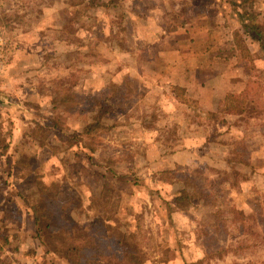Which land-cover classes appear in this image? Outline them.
Returning a JSON list of instances; mask_svg holds the SVG:
<instances>
[{"label":"rangeland","instance_id":"1","mask_svg":"<svg viewBox=\"0 0 264 264\" xmlns=\"http://www.w3.org/2000/svg\"><path fill=\"white\" fill-rule=\"evenodd\" d=\"M210 1L0 0V234L14 264H70L34 237L19 193L38 181L61 189L72 210L61 222L84 246L83 264L119 262L123 226L145 264H264L263 56L246 70L240 115L225 111L223 94L177 100L149 65L176 20ZM67 92L79 96L71 112L54 103ZM38 124L49 128L43 147Z\"/></svg>","mask_w":264,"mask_h":264},{"label":"crops","instance_id":"2","mask_svg":"<svg viewBox=\"0 0 264 264\" xmlns=\"http://www.w3.org/2000/svg\"><path fill=\"white\" fill-rule=\"evenodd\" d=\"M198 7L206 11L194 14L189 23L170 31L150 50L151 72L196 98L204 92L223 94L224 98L247 92L253 77L246 74L248 67L239 64L234 35L242 31L240 14L250 13L253 20L264 25V0H211L207 6ZM245 39L255 63L260 65L264 52L258 39L251 35Z\"/></svg>","mask_w":264,"mask_h":264},{"label":"trees","instance_id":"3","mask_svg":"<svg viewBox=\"0 0 264 264\" xmlns=\"http://www.w3.org/2000/svg\"><path fill=\"white\" fill-rule=\"evenodd\" d=\"M242 2L245 0H241ZM247 1V0H246ZM197 10H204L202 8H196ZM196 13V12H195ZM250 13H245V15L240 14L238 17L239 22L242 25V31H236L234 35L235 45L239 51V64L250 67L251 63L254 61L249 47L247 45L245 36H252L258 39V42L264 52V25H260L256 20L252 19L253 15ZM197 15V14H196ZM194 16V15H193ZM193 16H187L181 21L176 20V23L172 26L171 31H175L180 27H184L190 22ZM172 92L177 100H180L176 91L184 92L185 90L172 86ZM250 90L242 94H227L225 96L224 106L225 111L229 114L240 115L244 113L247 103L248 94ZM54 103L64 105L68 112L72 111V108L78 105L79 96L67 92L63 98H56ZM54 104V109L59 108L58 105ZM105 108L103 111L105 112ZM102 119V115L96 116V125L88 124L84 128V136H90L93 129L97 127ZM51 124L54 128L62 131L61 124L56 119H51ZM37 130H43L42 136L35 133L34 137L40 141V146L47 145L49 128L43 126L42 124L37 125ZM62 133V132H61ZM59 186L56 183H50L49 185H43L41 181H38L33 191L29 195L20 194L22 200L26 204L27 210H29L33 223H34V237L37 238L43 246L52 249L53 254L61 255V258L70 264H83V252L84 246H79L75 239L74 228L68 225L67 222L63 221L64 215H71L72 210L67 208L64 202L60 199ZM39 195V199H38ZM100 200V199H99ZM191 194L185 189L181 190L175 198V202L178 206H188L190 205ZM107 203V202H106ZM97 226L101 229L109 230L111 226L108 223V219L100 220ZM125 229H119L117 245L119 246L120 252L122 254V259L116 264H145L147 261V256L141 245L137 240V233L134 232L130 226H123ZM107 232V231H104ZM86 245L90 247L89 250H96L97 254H100L101 249L95 238L87 237L85 238ZM12 240L7 235L0 234V264H14L11 255L6 253V248L11 245ZM86 250V249H85Z\"/></svg>","mask_w":264,"mask_h":264}]
</instances>
